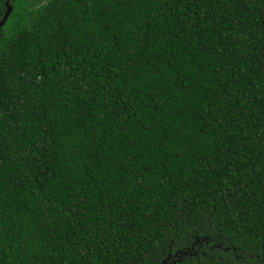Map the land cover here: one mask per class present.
Masks as SVG:
<instances>
[{
	"label": "trees",
	"instance_id": "16d2710c",
	"mask_svg": "<svg viewBox=\"0 0 264 264\" xmlns=\"http://www.w3.org/2000/svg\"><path fill=\"white\" fill-rule=\"evenodd\" d=\"M8 4L0 264H264V0Z\"/></svg>",
	"mask_w": 264,
	"mask_h": 264
},
{
	"label": "water",
	"instance_id": "95a60500",
	"mask_svg": "<svg viewBox=\"0 0 264 264\" xmlns=\"http://www.w3.org/2000/svg\"><path fill=\"white\" fill-rule=\"evenodd\" d=\"M8 1H10V0H5V2H4L5 10H4L3 15L0 18V28L3 26V24L6 21L8 15L11 12V6L8 4Z\"/></svg>",
	"mask_w": 264,
	"mask_h": 264
},
{
	"label": "flooded vegetation",
	"instance_id": "af4514ba",
	"mask_svg": "<svg viewBox=\"0 0 264 264\" xmlns=\"http://www.w3.org/2000/svg\"><path fill=\"white\" fill-rule=\"evenodd\" d=\"M4 2H5V0L3 1V11H2V14H1V16L3 15V13H4V10H5V7H4ZM9 2V1H8ZM1 18V17H0Z\"/></svg>",
	"mask_w": 264,
	"mask_h": 264
}]
</instances>
